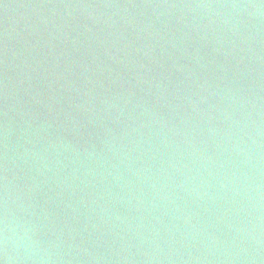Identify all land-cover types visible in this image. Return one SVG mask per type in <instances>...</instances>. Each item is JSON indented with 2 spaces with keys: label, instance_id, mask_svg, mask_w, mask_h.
I'll return each mask as SVG.
<instances>
[{
  "label": "water",
  "instance_id": "water-1",
  "mask_svg": "<svg viewBox=\"0 0 264 264\" xmlns=\"http://www.w3.org/2000/svg\"><path fill=\"white\" fill-rule=\"evenodd\" d=\"M0 264H264V0H0Z\"/></svg>",
  "mask_w": 264,
  "mask_h": 264
},
{
  "label": "clouds",
  "instance_id": "clouds-1",
  "mask_svg": "<svg viewBox=\"0 0 264 264\" xmlns=\"http://www.w3.org/2000/svg\"><path fill=\"white\" fill-rule=\"evenodd\" d=\"M6 239H7V237H6Z\"/></svg>",
  "mask_w": 264,
  "mask_h": 264
}]
</instances>
